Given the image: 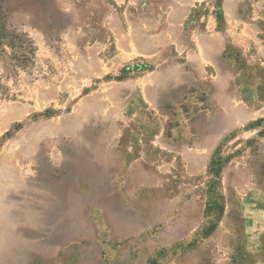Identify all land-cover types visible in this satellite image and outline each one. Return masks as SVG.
<instances>
[{"label":"rangeland","instance_id":"rangeland-1","mask_svg":"<svg viewBox=\"0 0 264 264\" xmlns=\"http://www.w3.org/2000/svg\"><path fill=\"white\" fill-rule=\"evenodd\" d=\"M0 264H264V0H0Z\"/></svg>","mask_w":264,"mask_h":264},{"label":"trees","instance_id":"trees-1","mask_svg":"<svg viewBox=\"0 0 264 264\" xmlns=\"http://www.w3.org/2000/svg\"><path fill=\"white\" fill-rule=\"evenodd\" d=\"M129 70H130L129 68L128 69H123L121 71L122 76L119 79L125 78V76L129 72ZM218 162L220 163V160H218ZM214 168H216V162L212 161L211 164H210V171L209 172L213 173L215 175V177H217L219 175V169L217 168V169H215V171H212V170H214ZM213 230H214V227H211L210 229H208L207 234H210L211 232H213Z\"/></svg>","mask_w":264,"mask_h":264}]
</instances>
